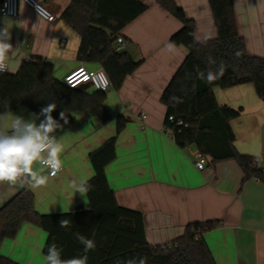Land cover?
Instances as JSON below:
<instances>
[{
  "label": "crops",
  "instance_id": "1",
  "mask_svg": "<svg viewBox=\"0 0 264 264\" xmlns=\"http://www.w3.org/2000/svg\"><path fill=\"white\" fill-rule=\"evenodd\" d=\"M40 1L57 15L54 21L38 16L24 2L18 17L6 18L0 13V28H8L14 46L7 60L8 72H17L25 59L43 57L63 79L82 62L78 56L81 36L62 18L71 0ZM141 1L148 8L121 31L130 41L125 50L141 64L119 89L108 91L109 122L79 115L56 131L63 168L55 177L47 170L42 173L49 178L45 186L32 190L36 209L50 214L91 207L87 194L76 193L70 182L94 175L89 153L115 134L116 118L121 114L129 120L117 137V156L106 173L117 202L143 213L146 240L152 245L168 244L190 222L218 221L204 234L216 264H264V182L251 178L242 184L244 171L235 159L213 162L204 154L207 166L199 169L196 161L202 152L198 146L176 143L166 127L167 107L161 96L188 54L183 45H176L174 53L165 51L183 23L157 0ZM175 1L194 21L196 35L217 37L209 0ZM234 8L248 53L264 57V0H235ZM87 66L100 68L98 64ZM213 91L219 105L241 109L240 116L230 121L236 149L252 157L256 152L264 154V100L254 84L215 86ZM10 113L28 119L33 112L21 106ZM258 165L264 169V161ZM19 190L17 184L0 183V208ZM47 239L46 230L26 222L14 238L2 242L0 252L18 264H45Z\"/></svg>",
  "mask_w": 264,
  "mask_h": 264
},
{
  "label": "trees",
  "instance_id": "2",
  "mask_svg": "<svg viewBox=\"0 0 264 264\" xmlns=\"http://www.w3.org/2000/svg\"><path fill=\"white\" fill-rule=\"evenodd\" d=\"M157 1L183 23L171 36V42L188 49L161 96L167 107L166 127L178 145L196 144L213 162L235 159L244 171L242 184L251 178L264 182V169L254 163V157L240 153L234 145L230 121L240 116L241 109L219 105L213 91L215 86L228 88L253 83L258 96L264 100V57L248 53L246 39L238 28L235 0H209L217 37L208 39L206 44L194 40L195 23L175 0ZM147 8L141 0H71L62 13L66 23L81 36L78 51L81 61L86 66L98 64L103 68L115 89H119L141 64L125 48L119 49L118 36ZM236 51L241 53L239 58L234 55ZM208 56L216 60L215 65L207 64ZM221 62L226 67L222 78L211 84L197 78L196 66L201 71L206 72L209 67L215 71ZM107 93L71 88L56 76L51 62L43 57H32L23 60L17 72L0 73V115L21 106L38 114L47 104H55L52 115L63 128L79 115H93L107 123L111 120L105 106ZM173 95L184 102L173 107L169 99ZM60 112L64 113L67 123L59 118ZM170 116L174 120H170ZM128 120L119 114L115 134L89 153L94 168V175L88 181L92 186L87 193L89 209L78 206L64 213L41 214L36 209L33 191L17 181L14 184L20 190L0 208V246L6 238H14L24 223L30 222L48 232L45 254L47 246L55 242L63 249V259L84 255L83 246L73 235L79 232L93 239L96 245L94 251L87 253L88 264H116L118 260L121 264L126 260L139 264V257H146L147 264H216L204 234L218 221L190 222L184 233L171 243L152 245L146 240L143 213L117 202L106 167L117 156V137ZM62 219L71 222L69 228L59 226ZM0 264L18 263L0 252Z\"/></svg>",
  "mask_w": 264,
  "mask_h": 264
},
{
  "label": "clouds",
  "instance_id": "3",
  "mask_svg": "<svg viewBox=\"0 0 264 264\" xmlns=\"http://www.w3.org/2000/svg\"><path fill=\"white\" fill-rule=\"evenodd\" d=\"M36 10L38 16L47 15L38 4L36 5ZM209 38L208 36H194V40L200 44H206ZM10 41L11 32L4 25L0 28V73L8 70L7 60L14 49ZM175 49L176 45L174 42L170 41L165 45V51L168 53H174ZM234 55L239 58L241 53L236 51ZM207 64L215 65L216 60L212 56H208ZM225 71L226 67L223 62L216 67L215 71L210 67L206 72L201 71L196 66L197 78L205 80L209 84L222 78ZM109 83L108 78L102 76L96 82V86L100 89H105ZM169 99L173 107L184 102L181 97L175 95ZM55 109V104H47L38 114L31 113L28 119L12 113L0 115V183L14 184L19 181L24 186L35 191L47 184L49 177L42 174L44 171L47 170L52 176L61 171L60 153L62 146L60 138L58 139L55 133L58 129L62 130L63 126L52 115ZM59 118L67 123L63 112L59 113ZM37 120H39V123H37ZM254 159L257 163H260L264 161V154L256 152L254 153ZM34 164H38L39 168L34 169ZM90 178L73 179L70 182V187L84 197L92 187L88 182ZM70 224L71 222L66 219L59 221L61 228L67 229ZM73 235L83 246L84 255L63 259V249L53 242L47 246L45 264H88L87 253L95 250L94 240L79 232H75ZM116 264H121V261H116ZM123 264H135V260H126ZM139 264H147V258L139 257Z\"/></svg>",
  "mask_w": 264,
  "mask_h": 264
},
{
  "label": "built area",
  "instance_id": "4",
  "mask_svg": "<svg viewBox=\"0 0 264 264\" xmlns=\"http://www.w3.org/2000/svg\"><path fill=\"white\" fill-rule=\"evenodd\" d=\"M24 2L27 5H29L36 13V5L38 4L46 13V16H41L44 19H47L48 21H54L57 18V15L54 14L47 6H45L44 3H42L40 0H0V13L6 18H13L18 17L20 15V4ZM38 14V13H37ZM118 44L119 49L120 48H126L130 45V41L127 40L122 35L118 36ZM8 65V64H7ZM8 71V70H7ZM5 71V72H7ZM102 76H106L110 83L105 89H100L96 86V82L99 81V79ZM64 82L71 88H76L82 83H90L91 88L94 90H101V91H109L112 88V81L107 74V72L103 68H97L92 69L86 66L84 63L82 65H78L68 71L63 78ZM145 118L146 115H143ZM170 120H174L173 116L169 117ZM179 123H182V121H179ZM254 163H257V161L254 159ZM196 165L199 169H205L207 166V158L204 154H200L198 156V159L196 161ZM254 167V164L252 165ZM63 168V167H62ZM62 170V169H61ZM48 175L50 177H55L59 174V172L52 176L47 171Z\"/></svg>",
  "mask_w": 264,
  "mask_h": 264
},
{
  "label": "water",
  "instance_id": "5",
  "mask_svg": "<svg viewBox=\"0 0 264 264\" xmlns=\"http://www.w3.org/2000/svg\"><path fill=\"white\" fill-rule=\"evenodd\" d=\"M90 87H91L90 83H82V84L79 85L77 88L88 89V88H90Z\"/></svg>",
  "mask_w": 264,
  "mask_h": 264
},
{
  "label": "rangeland",
  "instance_id": "6",
  "mask_svg": "<svg viewBox=\"0 0 264 264\" xmlns=\"http://www.w3.org/2000/svg\"><path fill=\"white\" fill-rule=\"evenodd\" d=\"M83 64V62H81L79 65H82ZM91 88V87H90ZM92 90H94L93 88H91Z\"/></svg>",
  "mask_w": 264,
  "mask_h": 264
}]
</instances>
